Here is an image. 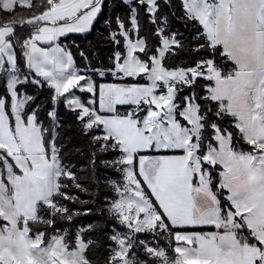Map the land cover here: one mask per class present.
Here are the masks:
<instances>
[{
	"label": "snow or ice",
	"instance_id": "obj_1",
	"mask_svg": "<svg viewBox=\"0 0 264 264\" xmlns=\"http://www.w3.org/2000/svg\"><path fill=\"white\" fill-rule=\"evenodd\" d=\"M0 264H264V0H0Z\"/></svg>",
	"mask_w": 264,
	"mask_h": 264
},
{
	"label": "trees",
	"instance_id": "obj_2",
	"mask_svg": "<svg viewBox=\"0 0 264 264\" xmlns=\"http://www.w3.org/2000/svg\"><path fill=\"white\" fill-rule=\"evenodd\" d=\"M177 27H179V25H177ZM71 41H75L76 44H78L81 48H84L88 45L89 41H93V42L95 41V33L88 35L86 39L79 34H71L67 38V40L64 41V43L66 46H69ZM72 50L74 53L76 52L75 48H73ZM102 55H107V52H103ZM76 59H77V67H82L83 65L82 62L80 61V58L77 56ZM108 195L114 196L115 194L109 192Z\"/></svg>",
	"mask_w": 264,
	"mask_h": 264
},
{
	"label": "rangeland",
	"instance_id": "obj_3",
	"mask_svg": "<svg viewBox=\"0 0 264 264\" xmlns=\"http://www.w3.org/2000/svg\"><path fill=\"white\" fill-rule=\"evenodd\" d=\"M150 191V190H149Z\"/></svg>",
	"mask_w": 264,
	"mask_h": 264
}]
</instances>
